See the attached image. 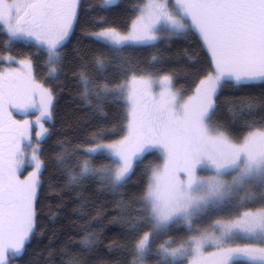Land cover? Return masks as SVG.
I'll return each mask as SVG.
<instances>
[{
    "label": "snow or ice",
    "instance_id": "snow-or-ice-1",
    "mask_svg": "<svg viewBox=\"0 0 264 264\" xmlns=\"http://www.w3.org/2000/svg\"><path fill=\"white\" fill-rule=\"evenodd\" d=\"M118 2L93 8L85 35L95 48L76 50L73 71L80 102L103 123L83 143L58 140L51 158L62 177L49 184L60 197L51 217L70 200L82 233L62 264H87L110 210L120 238L108 250L127 257L116 264H264V0H139L123 24L100 14ZM80 7L0 0V264H13L36 232L45 124ZM177 36L195 37L203 57L184 49L186 63L170 66L179 57L160 45ZM16 46L44 57V80L34 54L13 55ZM180 75L187 88L176 87Z\"/></svg>",
    "mask_w": 264,
    "mask_h": 264
},
{
    "label": "trees",
    "instance_id": "trees-1",
    "mask_svg": "<svg viewBox=\"0 0 264 264\" xmlns=\"http://www.w3.org/2000/svg\"><path fill=\"white\" fill-rule=\"evenodd\" d=\"M137 2L139 0H119L117 5L112 6L113 11L100 14L107 15L110 21L123 24L131 15V6ZM98 3L99 0H80V19L75 29V34L67 45L66 69L60 77L63 87L62 90H57L54 122L47 123L48 128L52 131V135L47 137V142L42 145V158L46 161V167L42 177L44 187L40 191L37 205L36 232L29 242L26 251L13 260L14 264H62V261L71 259L73 254L80 251L78 241L82 233L79 231V223H73L77 218L71 212L72 202L66 200V206L59 210L55 218H52L51 213L56 211L55 205L60 202V197L50 193L49 184H56L62 179L60 173L55 170L51 160L53 152L58 150L56 142L67 139L72 143H83L87 139L88 133L103 123L96 114L80 102L79 89L73 76V71L78 64L76 50L87 53L88 46L95 48V44L85 35V30L91 28L92 21L97 16L93 8ZM2 40L3 36H0V51L4 50ZM160 47L173 57H179V59H176L170 65L177 68L186 63L182 56L184 49H188L189 52H195L201 58L204 55L198 41L192 36L173 37L167 45L162 44ZM11 52L13 55H17L18 53H33L35 75L37 79H45L46 69L42 63L44 57L36 56L34 48L29 49L16 46L11 49ZM137 54L144 60H147L150 52L148 50H140ZM189 83L190 79H185L183 75H180L177 78L176 87L187 88ZM254 91L259 93V86ZM229 94L227 91L225 92V96ZM106 110L109 112V120L111 121L117 109L110 107ZM220 115L221 119L227 122L229 113L226 105ZM53 123L54 128L52 127ZM137 178H139V174L134 179ZM89 191H92V189L90 188ZM107 206L111 209L110 204ZM113 215H115V212L110 210L108 215L104 217V231L100 236L101 243L98 245L96 253L85 257L87 264H101V262H104V264H116L117 261L127 258L118 252H110L108 250L109 242L119 240L120 238L118 226L109 223ZM64 248L68 249L67 254L61 251ZM50 251L53 253L52 256L49 255ZM154 260L155 257L150 258L149 264H152Z\"/></svg>",
    "mask_w": 264,
    "mask_h": 264
},
{
    "label": "rangeland",
    "instance_id": "rangeland-1",
    "mask_svg": "<svg viewBox=\"0 0 264 264\" xmlns=\"http://www.w3.org/2000/svg\"><path fill=\"white\" fill-rule=\"evenodd\" d=\"M13 66H15V65H13ZM13 115L15 116V118L16 119H24L25 117H24V115L22 114V113H19V112H13ZM31 118V117H30ZM50 123V122H49ZM45 127H48L47 126V123L45 124ZM35 131H36V129L34 128L33 129V132H32V135H33V142L35 143ZM29 152H30V149H29ZM31 169H30V167L27 165V163L22 167V169H21V171H22V173L24 174V175H26L27 174V171H30ZM14 264V263H13Z\"/></svg>",
    "mask_w": 264,
    "mask_h": 264
}]
</instances>
